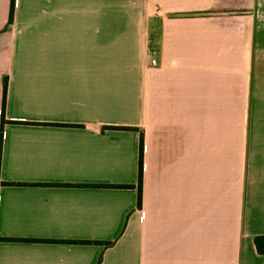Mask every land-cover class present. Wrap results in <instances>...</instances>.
Segmentation results:
<instances>
[{
	"label": "crops",
	"instance_id": "obj_1",
	"mask_svg": "<svg viewBox=\"0 0 264 264\" xmlns=\"http://www.w3.org/2000/svg\"><path fill=\"white\" fill-rule=\"evenodd\" d=\"M255 4L0 0V264H264Z\"/></svg>",
	"mask_w": 264,
	"mask_h": 264
},
{
	"label": "trees",
	"instance_id": "obj_2",
	"mask_svg": "<svg viewBox=\"0 0 264 264\" xmlns=\"http://www.w3.org/2000/svg\"><path fill=\"white\" fill-rule=\"evenodd\" d=\"M15 1L16 0H11V5H10V15H9V20L13 21L14 17V10H15ZM7 79L4 81V91H3V104H2V109H1V115H2V126L5 122V102H6V95H7ZM107 128H115V129H130L128 126H107ZM2 130L0 134V164H1V152H2ZM143 171H144V137L141 135L140 138V146H139V179H138V205L139 207L142 204V184H143ZM115 187H128L130 185H112ZM84 242H92V241H84ZM107 245H110L111 242H107ZM254 244L256 247V250L260 254H264V234H258L254 237ZM101 261V257L99 259Z\"/></svg>",
	"mask_w": 264,
	"mask_h": 264
},
{
	"label": "rangeland",
	"instance_id": "obj_3",
	"mask_svg": "<svg viewBox=\"0 0 264 264\" xmlns=\"http://www.w3.org/2000/svg\"><path fill=\"white\" fill-rule=\"evenodd\" d=\"M255 10H256V15L258 16V20L259 23L261 25V27H263V32H261L259 38H260V43L264 45V0H256V4H255ZM264 73V68L261 69L260 75ZM261 80V84L259 87H261V91L260 94L263 95L264 94V78L260 77ZM260 112L259 115L256 116L257 119L260 118V121H264V113L263 110L264 108H262L260 106Z\"/></svg>",
	"mask_w": 264,
	"mask_h": 264
},
{
	"label": "built area",
	"instance_id": "obj_4",
	"mask_svg": "<svg viewBox=\"0 0 264 264\" xmlns=\"http://www.w3.org/2000/svg\"><path fill=\"white\" fill-rule=\"evenodd\" d=\"M155 48H152V53L154 54ZM151 64L152 65H157L158 64V59L156 57H152L151 59Z\"/></svg>",
	"mask_w": 264,
	"mask_h": 264
}]
</instances>
